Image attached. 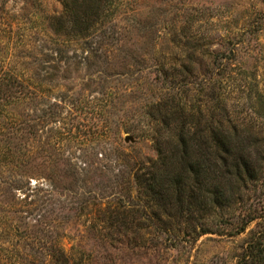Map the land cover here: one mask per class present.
<instances>
[{
	"label": "rangeland",
	"instance_id": "obj_1",
	"mask_svg": "<svg viewBox=\"0 0 264 264\" xmlns=\"http://www.w3.org/2000/svg\"><path fill=\"white\" fill-rule=\"evenodd\" d=\"M67 11L78 33L100 19L86 38L64 40L54 16ZM24 46L46 68L39 83L62 91L23 107L34 104L40 119L39 168L47 158L55 166L31 188L0 189L4 264H241L255 237L264 243V0H0V58L19 61ZM59 48L76 58L59 60ZM162 101L207 136L195 151L213 189L192 206H165L136 181L158 157ZM48 109L61 110L56 121L44 122ZM221 128L227 169L202 154ZM89 140L101 149L87 171ZM107 208L114 219L101 215Z\"/></svg>",
	"mask_w": 264,
	"mask_h": 264
},
{
	"label": "trees",
	"instance_id": "obj_2",
	"mask_svg": "<svg viewBox=\"0 0 264 264\" xmlns=\"http://www.w3.org/2000/svg\"><path fill=\"white\" fill-rule=\"evenodd\" d=\"M101 1L84 0V2L90 3V6L96 5ZM98 19H100L99 16H96L88 22L87 18V24L82 30L83 33H78L68 28V23L72 19L70 18V11H67L54 16L55 23H57L55 33L61 35L64 40H71L76 35L86 38L88 30L92 25L98 23ZM93 37H95V32ZM76 50H72L71 54H69L68 49L63 52V49L59 48L55 54L59 60L64 58L74 60L76 58V55L74 56ZM86 51L85 62L90 58L91 49L84 50L83 47L82 54ZM15 53L12 52L11 55ZM0 54V57H2L3 52H0ZM32 56H34L33 48L24 46L23 49H19V61H8L0 58V103L3 104L4 101H7L8 105L6 106L12 107L7 114H0V189L5 185L12 190L17 188L28 189L32 185L31 178L42 175L46 179H52L48 171L54 170V158L45 159L41 164L42 168H39L37 163L35 133L40 119L37 120L34 99L38 95L50 96L56 91L61 92L62 88L39 83L40 80L37 74L39 71L46 70V68L29 61ZM99 74L104 73L99 72ZM103 78L101 76V79ZM42 80H45V78ZM27 99L34 104L30 103L28 112L25 114V112L23 113V107H26ZM174 107L176 106L173 105L172 110L165 108L163 101L157 104L159 114L158 112L154 113L153 118L161 120L162 123L164 122L163 125L157 124L153 128V134L151 135L155 142L158 157L151 161L149 166L144 167L145 169L136 174V181L147 194L152 196V199L163 203L165 206L172 203L177 204L179 207H185L186 203L192 206L195 201H200L199 199L202 197L198 194L200 190L210 193L213 189L210 187L211 182L208 181V176H204L205 169L198 164L196 159L197 151H195L197 141L207 136L204 134L203 137L199 136L195 128L188 126L187 121H183L184 112L179 107L178 109H174ZM33 109L34 113H32ZM45 111L47 115L43 118L44 122L56 121L59 117L58 113L61 115V110L52 112L51 109H48ZM215 131L216 133L210 135V143L209 141L205 143L202 154L207 160L213 159L220 169H227L230 167L228 158L219 148L226 146V133L222 128ZM87 133L89 134L88 131ZM91 141H87L82 149L84 158H82L83 167H80L82 170L89 171L92 167V157L96 156L97 158L98 150L101 149L98 147V150H96V146L92 145ZM212 141L217 144L216 149L213 148ZM48 146L52 148L53 145L49 142ZM18 149L19 159H15L14 154ZM238 164L237 162L235 166ZM43 168L46 172H44L45 174H40L39 169ZM89 191L90 193H96L94 189ZM203 204L205 205V200H203ZM100 212L101 215L108 219H114L118 213L111 208L101 209ZM40 218L41 216L37 219ZM261 235L264 236V231ZM0 264H4L1 258ZM241 264H264L263 239L255 237L251 241L241 258Z\"/></svg>",
	"mask_w": 264,
	"mask_h": 264
},
{
	"label": "water",
	"instance_id": "obj_3",
	"mask_svg": "<svg viewBox=\"0 0 264 264\" xmlns=\"http://www.w3.org/2000/svg\"><path fill=\"white\" fill-rule=\"evenodd\" d=\"M128 137H130V136H128Z\"/></svg>",
	"mask_w": 264,
	"mask_h": 264
}]
</instances>
